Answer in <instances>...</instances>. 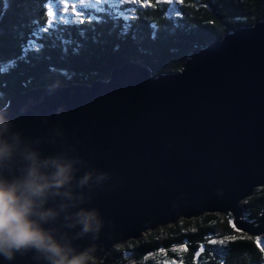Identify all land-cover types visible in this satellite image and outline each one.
Segmentation results:
<instances>
[{
	"label": "water",
	"instance_id": "95a60500",
	"mask_svg": "<svg viewBox=\"0 0 264 264\" xmlns=\"http://www.w3.org/2000/svg\"><path fill=\"white\" fill-rule=\"evenodd\" d=\"M264 188V21L91 85L35 87L0 111V264L102 261L178 220L232 215ZM242 219V220H241Z\"/></svg>",
	"mask_w": 264,
	"mask_h": 264
},
{
	"label": "trees",
	"instance_id": "16d2710c",
	"mask_svg": "<svg viewBox=\"0 0 264 264\" xmlns=\"http://www.w3.org/2000/svg\"><path fill=\"white\" fill-rule=\"evenodd\" d=\"M60 0H0V111L35 87L107 81L114 67L139 62L154 78L179 73L191 53L264 21V0H94L52 18ZM253 222L264 188L242 203ZM232 215L206 214L150 231L102 261L68 264H264V236L238 231Z\"/></svg>",
	"mask_w": 264,
	"mask_h": 264
},
{
	"label": "rangeland",
	"instance_id": "374dc122",
	"mask_svg": "<svg viewBox=\"0 0 264 264\" xmlns=\"http://www.w3.org/2000/svg\"><path fill=\"white\" fill-rule=\"evenodd\" d=\"M94 0H60V5L58 4H52L50 6V16L52 18H63L64 16H70L73 13V6L74 2L76 5H86L87 3H92ZM130 0H124V2H129ZM261 189L260 187L255 190V193ZM254 193V194H255ZM244 201L240 203L242 205ZM243 208V207H242ZM242 218L245 220V218L242 215ZM242 220V219H241ZM246 221V220H245ZM249 222V221H248ZM181 223V220L177 221V225ZM170 226V225H168ZM159 230V229H158ZM145 237V236H144ZM142 237V238H144ZM165 264H174L173 262H165Z\"/></svg>",
	"mask_w": 264,
	"mask_h": 264
}]
</instances>
